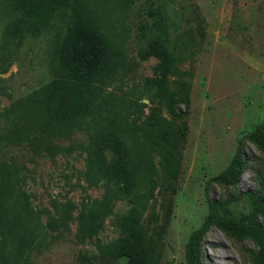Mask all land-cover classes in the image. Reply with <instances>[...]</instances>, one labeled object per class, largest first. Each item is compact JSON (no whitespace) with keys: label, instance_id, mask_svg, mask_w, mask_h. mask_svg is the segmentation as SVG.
<instances>
[{"label":"rangeland","instance_id":"374dc122","mask_svg":"<svg viewBox=\"0 0 264 264\" xmlns=\"http://www.w3.org/2000/svg\"><path fill=\"white\" fill-rule=\"evenodd\" d=\"M103 1L96 70L51 65L59 24L0 66V160L35 229L0 264H189L199 231L195 264H239L229 230L264 221V0Z\"/></svg>","mask_w":264,"mask_h":264},{"label":"trees","instance_id":"16d2710c","mask_svg":"<svg viewBox=\"0 0 264 264\" xmlns=\"http://www.w3.org/2000/svg\"><path fill=\"white\" fill-rule=\"evenodd\" d=\"M97 8L96 0H0V16L5 18L0 36V66L10 61L12 50L19 49L28 37L36 39L43 34L53 37L59 24L61 38L51 43V65L55 64L56 50L68 72L96 70L111 48L106 34L108 24L114 27L103 13L98 15ZM15 110L11 108L7 113ZM71 117L67 110L62 119L66 123ZM19 177L13 161L0 160V255L15 249L28 253L34 246V219ZM256 203L264 207L260 202L252 205ZM225 219L223 214L213 212L206 225L227 227ZM241 232L248 234L259 247L257 252L264 264V221L250 222L248 227L235 225L229 230L231 235ZM203 234L205 231L197 232L192 240L189 264L197 261Z\"/></svg>","mask_w":264,"mask_h":264},{"label":"bare ground","instance_id":"6f19581e","mask_svg":"<svg viewBox=\"0 0 264 264\" xmlns=\"http://www.w3.org/2000/svg\"><path fill=\"white\" fill-rule=\"evenodd\" d=\"M230 243L231 247L239 254V264H263L262 258L256 251L255 247L253 248L250 245L251 242L248 234L243 232L233 234V239ZM221 258L226 259L225 256H222ZM214 263L217 264L216 261Z\"/></svg>","mask_w":264,"mask_h":264}]
</instances>
